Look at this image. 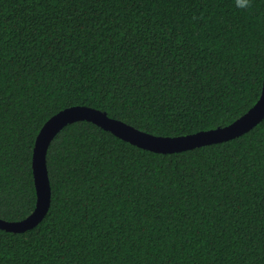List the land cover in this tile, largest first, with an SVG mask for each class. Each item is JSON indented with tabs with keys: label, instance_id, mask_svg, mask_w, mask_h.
<instances>
[{
	"label": "trees",
	"instance_id": "16d2710c",
	"mask_svg": "<svg viewBox=\"0 0 264 264\" xmlns=\"http://www.w3.org/2000/svg\"><path fill=\"white\" fill-rule=\"evenodd\" d=\"M263 83L264 0H0V218L35 209L36 138L60 110L185 135L234 122ZM47 165L49 211L0 228V264H264V118L172 153L80 120Z\"/></svg>",
	"mask_w": 264,
	"mask_h": 264
},
{
	"label": "water",
	"instance_id": "95a60500",
	"mask_svg": "<svg viewBox=\"0 0 264 264\" xmlns=\"http://www.w3.org/2000/svg\"><path fill=\"white\" fill-rule=\"evenodd\" d=\"M263 118L264 83L258 101L234 122L223 127L185 135L163 136L149 133L90 106L74 105L62 109L45 122L36 138L32 162L37 193L35 209L21 220L9 221L0 218V228L12 232H23L35 227L44 219L51 206L52 198L47 165L48 150L55 136L70 123L87 120L142 148L155 152L172 153L239 136L253 128Z\"/></svg>",
	"mask_w": 264,
	"mask_h": 264
},
{
	"label": "clouds",
	"instance_id": "9594fccd",
	"mask_svg": "<svg viewBox=\"0 0 264 264\" xmlns=\"http://www.w3.org/2000/svg\"><path fill=\"white\" fill-rule=\"evenodd\" d=\"M235 6L237 8H247L249 6V0H235Z\"/></svg>",
	"mask_w": 264,
	"mask_h": 264
}]
</instances>
